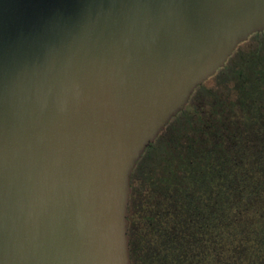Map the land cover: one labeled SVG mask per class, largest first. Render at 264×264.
I'll list each match as a JSON object with an SVG mask.
<instances>
[{
    "label": "water",
    "instance_id": "95a60500",
    "mask_svg": "<svg viewBox=\"0 0 264 264\" xmlns=\"http://www.w3.org/2000/svg\"><path fill=\"white\" fill-rule=\"evenodd\" d=\"M264 0H0V264H132L131 177Z\"/></svg>",
    "mask_w": 264,
    "mask_h": 264
},
{
    "label": "trees",
    "instance_id": "16d2710c",
    "mask_svg": "<svg viewBox=\"0 0 264 264\" xmlns=\"http://www.w3.org/2000/svg\"><path fill=\"white\" fill-rule=\"evenodd\" d=\"M128 209L132 264H264V30L146 148Z\"/></svg>",
    "mask_w": 264,
    "mask_h": 264
},
{
    "label": "rangeland",
    "instance_id": "374dc122",
    "mask_svg": "<svg viewBox=\"0 0 264 264\" xmlns=\"http://www.w3.org/2000/svg\"><path fill=\"white\" fill-rule=\"evenodd\" d=\"M252 45H253L252 42H247V43L243 44V48H248V47H250ZM208 82H209V85H211V86L216 85V82L213 79L209 80Z\"/></svg>",
    "mask_w": 264,
    "mask_h": 264
}]
</instances>
